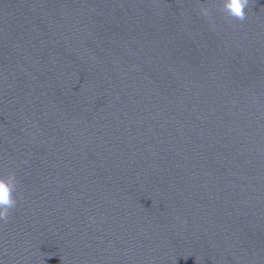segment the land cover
<instances>
[{"label":"water","instance_id":"water-1","mask_svg":"<svg viewBox=\"0 0 264 264\" xmlns=\"http://www.w3.org/2000/svg\"><path fill=\"white\" fill-rule=\"evenodd\" d=\"M225 3L0 0V264H264V0Z\"/></svg>","mask_w":264,"mask_h":264},{"label":"clouds","instance_id":"clouds-1","mask_svg":"<svg viewBox=\"0 0 264 264\" xmlns=\"http://www.w3.org/2000/svg\"><path fill=\"white\" fill-rule=\"evenodd\" d=\"M248 0H226L225 8L227 14L239 19L245 18V9ZM205 16L209 15L207 7H201ZM17 187V178L15 173L8 175H0V220L6 219L10 215V211L16 207L18 201L15 198Z\"/></svg>","mask_w":264,"mask_h":264}]
</instances>
